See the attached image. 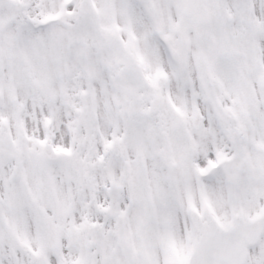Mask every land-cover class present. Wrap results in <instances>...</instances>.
Listing matches in <instances>:
<instances>
[{"label":"snow or ice","instance_id":"6c2138e0","mask_svg":"<svg viewBox=\"0 0 264 264\" xmlns=\"http://www.w3.org/2000/svg\"><path fill=\"white\" fill-rule=\"evenodd\" d=\"M0 264H264V0H0Z\"/></svg>","mask_w":264,"mask_h":264}]
</instances>
